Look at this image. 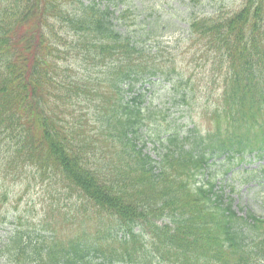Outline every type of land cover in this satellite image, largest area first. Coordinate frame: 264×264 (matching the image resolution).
Here are the masks:
<instances>
[{"label": "trees", "instance_id": "16d2710c", "mask_svg": "<svg viewBox=\"0 0 264 264\" xmlns=\"http://www.w3.org/2000/svg\"><path fill=\"white\" fill-rule=\"evenodd\" d=\"M86 1L0 0V174L21 181L31 170L58 186L49 236L12 230L0 264H256L264 220L238 216L213 178L264 155V0L186 12L182 42L151 48L164 21L137 33L118 23L128 8L114 16ZM186 55L207 100L206 127L192 114L189 135L153 122L143 92L157 78L184 99ZM72 63L82 68L73 77ZM144 135L155 157L136 143Z\"/></svg>", "mask_w": 264, "mask_h": 264}, {"label": "rangeland", "instance_id": "374dc122", "mask_svg": "<svg viewBox=\"0 0 264 264\" xmlns=\"http://www.w3.org/2000/svg\"><path fill=\"white\" fill-rule=\"evenodd\" d=\"M84 1L87 2L86 0ZM95 1L101 5L108 6L110 10H114V16L117 15L120 9L128 8L130 11L129 17L120 19L118 23L126 25L134 22L136 26L133 29L137 33L142 31L143 25L147 29L146 23L149 19L160 17L164 22L157 24L162 29L154 28L152 34L157 36V42L166 47L176 45L184 37L182 30L186 28V23L182 19L185 12L201 11L212 13L216 10V7L240 2V0ZM159 8H162V10H159ZM147 42L151 41L148 40ZM66 57L68 58L67 62L74 61L70 52L66 54ZM72 64H74L72 66L74 70L70 74L73 77L82 68L79 69L76 66L77 64ZM176 67L179 69L178 71L186 76L196 71L193 69L194 64L191 65L185 60H182ZM93 73L100 74V71L95 69ZM146 86L149 87L147 95H149L151 100V106L156 107L154 110L156 120L153 122H161L163 125L168 124L169 129H176L181 132L191 125L189 118L185 114V104L173 103L166 94L167 87L160 82L153 84V86ZM202 102H205V99L200 100V103ZM199 119L201 121L199 126H205L206 120H203L204 118ZM154 129L152 127V130ZM145 140L147 142L144 150L152 153L155 138L144 135L142 140L139 139L136 143L141 146ZM23 178L20 182L12 180L10 175L6 179H3L0 175V214L5 215V220L0 222V243L15 225H20L24 228H34L39 233V230L43 229L47 224V220L52 222L47 209L56 203V198L52 196H55L58 186L47 177H33L29 170ZM218 179L224 186L225 192L230 194L227 197L233 200V207L238 213L243 214L245 210L250 209L259 217H264V159H254L252 156H247L246 161L240 165L233 166L231 171L227 174L219 175ZM231 186L234 187L233 191L230 189ZM3 192L6 193L5 200L2 199ZM66 203L69 204V201H60L61 206L67 205Z\"/></svg>", "mask_w": 264, "mask_h": 264}]
</instances>
